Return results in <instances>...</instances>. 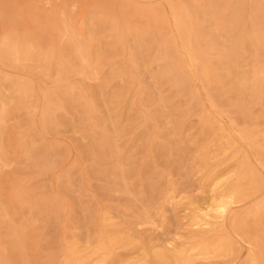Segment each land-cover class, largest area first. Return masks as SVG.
<instances>
[{
	"label": "rangeland",
	"instance_id": "rangeland-1",
	"mask_svg": "<svg viewBox=\"0 0 264 264\" xmlns=\"http://www.w3.org/2000/svg\"><path fill=\"white\" fill-rule=\"evenodd\" d=\"M0 264H264V0H0Z\"/></svg>",
	"mask_w": 264,
	"mask_h": 264
},
{
	"label": "bare ground",
	"instance_id": "bare-ground-1",
	"mask_svg": "<svg viewBox=\"0 0 264 264\" xmlns=\"http://www.w3.org/2000/svg\"><path fill=\"white\" fill-rule=\"evenodd\" d=\"M218 179L219 177L216 176L215 181H217ZM218 182L220 183V181ZM216 189L217 188H215L214 191ZM234 196V194H225L221 191L213 193L211 204L208 206H203V208L196 210L195 214L197 215V219L200 218L201 220L199 221H205L203 224V227L205 229H209L211 222L223 221L227 216L230 215Z\"/></svg>",
	"mask_w": 264,
	"mask_h": 264
}]
</instances>
